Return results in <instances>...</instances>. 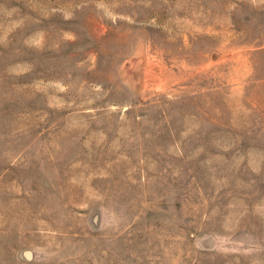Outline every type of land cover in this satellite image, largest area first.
<instances>
[{
	"label": "rangeland",
	"instance_id": "1",
	"mask_svg": "<svg viewBox=\"0 0 264 264\" xmlns=\"http://www.w3.org/2000/svg\"><path fill=\"white\" fill-rule=\"evenodd\" d=\"M0 264H264V0H0Z\"/></svg>",
	"mask_w": 264,
	"mask_h": 264
}]
</instances>
